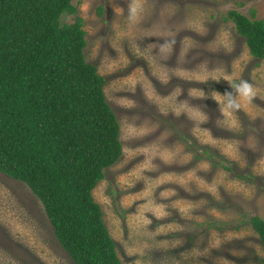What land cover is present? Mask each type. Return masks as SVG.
I'll use <instances>...</instances> for the list:
<instances>
[{"label": "rangeland", "instance_id": "1", "mask_svg": "<svg viewBox=\"0 0 264 264\" xmlns=\"http://www.w3.org/2000/svg\"><path fill=\"white\" fill-rule=\"evenodd\" d=\"M73 3L121 126L93 195L122 263L262 264L249 220L264 219V59L225 17L264 20V0ZM0 264H73L40 200L3 174Z\"/></svg>", "mask_w": 264, "mask_h": 264}, {"label": "trees", "instance_id": "2", "mask_svg": "<svg viewBox=\"0 0 264 264\" xmlns=\"http://www.w3.org/2000/svg\"><path fill=\"white\" fill-rule=\"evenodd\" d=\"M78 13L73 0H0V174L40 200L73 264H123L93 195L123 155L121 126ZM225 20L263 60L264 20ZM249 223L264 249V219Z\"/></svg>", "mask_w": 264, "mask_h": 264}]
</instances>
